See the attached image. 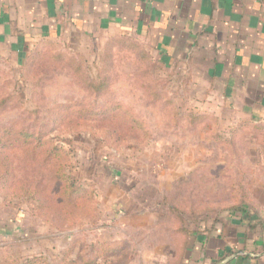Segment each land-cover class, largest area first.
<instances>
[{"label": "rangeland", "instance_id": "374dc122", "mask_svg": "<svg viewBox=\"0 0 264 264\" xmlns=\"http://www.w3.org/2000/svg\"><path fill=\"white\" fill-rule=\"evenodd\" d=\"M116 32L36 37L23 61L0 43V264H196L203 238L206 264H264V121L203 65L172 66L148 36ZM113 103L144 132L70 112ZM13 128L62 152L61 178L42 148L11 145ZM241 205L261 217L250 230Z\"/></svg>", "mask_w": 264, "mask_h": 264}, {"label": "crops", "instance_id": "0c3cea01", "mask_svg": "<svg viewBox=\"0 0 264 264\" xmlns=\"http://www.w3.org/2000/svg\"><path fill=\"white\" fill-rule=\"evenodd\" d=\"M99 29L148 36L172 66L203 65L264 121V0H0V43L19 59L36 37Z\"/></svg>", "mask_w": 264, "mask_h": 264}, {"label": "trees", "instance_id": "16d2710c", "mask_svg": "<svg viewBox=\"0 0 264 264\" xmlns=\"http://www.w3.org/2000/svg\"><path fill=\"white\" fill-rule=\"evenodd\" d=\"M125 36L118 37L115 39V41L122 42L123 39H127L128 41H131L129 38H127ZM66 57L70 61V63H74L76 61V59L73 56L67 55ZM161 57H162V55H161ZM24 58H28V57L22 56L20 58V61H23ZM162 62L164 65L172 64L171 61L170 62L166 61V62H168V64L165 61H162ZM76 65L80 66V63L77 62ZM79 104H81V103H78V105ZM75 106H76V104L69 105L68 103H64L63 109L64 110H65V108L70 109L72 107L75 108ZM90 110H91V108H90ZM70 112L72 114L76 113L78 115H84V114L91 112L93 116L96 115V116H98V119H104V120L118 117V119H120L119 122L121 124H124L125 127L129 131L136 132V133L144 132V130L140 127L139 121H137V118L134 115V113H131L129 110L122 108L120 103H113L111 105H108V107H103L101 109L99 108L98 110H94V111H89L87 109L79 108V109L75 110V112L72 110ZM61 113L65 114L66 112L63 111ZM7 130H10V128H7ZM10 142H11V145L13 143H16L17 146L29 147L30 151L35 150L38 147L42 148L43 153L45 155V162L46 163L54 162L56 164V167L54 170L56 173V176H57V178H61L60 172H61L62 167H63L62 161L64 159L62 152H60V150H58L55 147L48 146V144L50 142L48 139H46L44 137L43 134L34 132L32 130H26V129L15 130L13 128V130L11 131ZM65 189H67V187ZM237 210L239 211V214H238V217L236 216L237 218L236 217L235 218L238 220V223L243 224V226L246 227V230H250L249 228H254L256 226V224L252 223L255 220L254 216L257 218V220H261V217L258 215V213L255 214L254 210H252L251 208H248L247 206L241 205ZM221 223H223V222H218L215 225L216 226L215 230H217V231L216 232L214 231V233L211 234L212 236H214L213 239L224 240L223 239L225 236L224 235V229H223V225ZM260 223H258V225ZM204 233H206V231L205 232L202 231L203 236H204ZM195 247L197 248V250L199 252H202V255H203L202 260L200 262L198 261L199 263L196 262V264H206V262L208 260H212V258H214L213 252L210 249H208V243L205 242L204 238L201 239L199 243L195 244ZM218 250H221L222 252H224V255L228 254V255H226V257L223 256V258L229 257V253H231L230 248H228V246L225 243H223V244L219 243ZM240 251H244V250L241 249ZM241 257L248 258L249 256H248V254L247 255L245 254V255H242ZM185 258H186V260L189 259L187 257V255L185 256ZM21 264H49V263L43 261L42 258H32V259H26ZM57 264H76V263L75 262H64V261H62V262L57 263Z\"/></svg>", "mask_w": 264, "mask_h": 264}]
</instances>
